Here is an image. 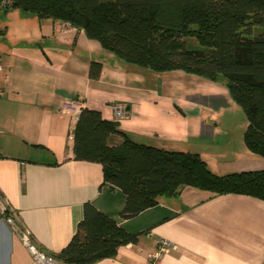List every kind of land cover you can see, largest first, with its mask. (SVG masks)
I'll list each match as a JSON object with an SVG mask.
<instances>
[{
  "label": "crops",
  "instance_id": "crops-1",
  "mask_svg": "<svg viewBox=\"0 0 264 264\" xmlns=\"http://www.w3.org/2000/svg\"><path fill=\"white\" fill-rule=\"evenodd\" d=\"M92 62L101 66L97 78L89 75ZM0 64V193L17 228L0 218V264H34L19 230L56 255L86 202L136 233L89 264H146L159 239L173 245L160 264H264L263 200L186 185L123 218L126 195L103 181L101 163L73 156L71 101L116 121L137 142L196 152L217 174L263 169L247 147H201L234 102L223 81L126 62L68 22L17 8L0 7ZM113 104L125 107V117L116 119Z\"/></svg>",
  "mask_w": 264,
  "mask_h": 264
},
{
  "label": "trees",
  "instance_id": "trees-1",
  "mask_svg": "<svg viewBox=\"0 0 264 264\" xmlns=\"http://www.w3.org/2000/svg\"><path fill=\"white\" fill-rule=\"evenodd\" d=\"M3 8L68 22L124 61L153 71L181 69L223 81L247 120L245 146L264 159V0H10ZM100 69L92 62L90 77ZM71 135L74 158L101 163L103 181L125 193L123 218L186 185L264 201V168L217 174L198 153L137 142L96 110L81 108ZM135 239L86 202L74 234L54 256L89 264Z\"/></svg>",
  "mask_w": 264,
  "mask_h": 264
},
{
  "label": "built area",
  "instance_id": "built-area-1",
  "mask_svg": "<svg viewBox=\"0 0 264 264\" xmlns=\"http://www.w3.org/2000/svg\"><path fill=\"white\" fill-rule=\"evenodd\" d=\"M10 3V0H0V7H3L4 5H7ZM2 70L1 64H0V71ZM65 106L67 109H70L72 111V117L74 119H77L80 111H81V105L80 103L75 102H68L65 103ZM113 111L115 113L116 119H122L125 117L127 110L125 107L121 104H113L112 105ZM11 207L9 206L6 199L3 197V195L0 193V218L4 219L5 222L11 227L12 230H17L14 224V217L13 213L11 212ZM20 239L25 245V247L30 252L33 263L34 264H61V262L52 254L45 253L42 251L33 241L29 233H27L24 230H19ZM173 245H171L168 241L164 239L158 240L157 249L151 253L148 257V260L146 264H160V258L163 255V253Z\"/></svg>",
  "mask_w": 264,
  "mask_h": 264
},
{
  "label": "rangeland",
  "instance_id": "rangeland-1",
  "mask_svg": "<svg viewBox=\"0 0 264 264\" xmlns=\"http://www.w3.org/2000/svg\"><path fill=\"white\" fill-rule=\"evenodd\" d=\"M228 114L230 115L229 118ZM223 116H227L226 119L222 120L225 122V125H221L220 123V127L215 129L213 138L205 141L204 144L206 146L201 147H234V149L246 147L243 132L246 128L247 120L241 108L232 102L231 106L224 110ZM228 122L230 123L228 124Z\"/></svg>",
  "mask_w": 264,
  "mask_h": 264
}]
</instances>
